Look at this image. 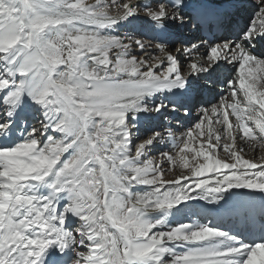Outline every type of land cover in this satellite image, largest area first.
Listing matches in <instances>:
<instances>
[{"label":"snow or ice","instance_id":"snow-or-ice-1","mask_svg":"<svg viewBox=\"0 0 264 264\" xmlns=\"http://www.w3.org/2000/svg\"><path fill=\"white\" fill-rule=\"evenodd\" d=\"M0 264H264V0H0Z\"/></svg>","mask_w":264,"mask_h":264},{"label":"bare ground","instance_id":"bare-ground-1","mask_svg":"<svg viewBox=\"0 0 264 264\" xmlns=\"http://www.w3.org/2000/svg\"><path fill=\"white\" fill-rule=\"evenodd\" d=\"M87 2H92V0H87ZM183 123L187 126L188 121H183ZM222 155L223 153H221V156ZM176 171L179 172L181 170L177 169ZM169 178H172L171 173L169 174ZM183 213H186V217H182ZM192 213H197V215H192ZM176 219L195 220L197 222H205L206 219H213L214 222H219V214L217 213L214 205L206 204L204 201H190L188 202L187 207L182 208L181 213L178 214Z\"/></svg>","mask_w":264,"mask_h":264},{"label":"rangeland","instance_id":"rangeland-1","mask_svg":"<svg viewBox=\"0 0 264 264\" xmlns=\"http://www.w3.org/2000/svg\"><path fill=\"white\" fill-rule=\"evenodd\" d=\"M252 155H253L252 151L249 150V153H248V155H247L246 158H251ZM168 178H169V176H168ZM185 215H186V213H183V214H182V217H186ZM205 222H207V219L205 220Z\"/></svg>","mask_w":264,"mask_h":264}]
</instances>
